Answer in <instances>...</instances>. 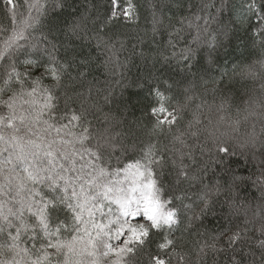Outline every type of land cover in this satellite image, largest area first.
<instances>
[{
    "label": "trees",
    "instance_id": "1",
    "mask_svg": "<svg viewBox=\"0 0 264 264\" xmlns=\"http://www.w3.org/2000/svg\"><path fill=\"white\" fill-rule=\"evenodd\" d=\"M38 2L43 7L39 13L33 9L32 16L39 15L40 22L34 28H27L26 40L20 41L29 56L21 51L13 60L21 72L25 67L22 62L27 58L48 64L51 56L66 67L59 82L50 76H44L41 81L51 91L53 107L43 110L39 122H16L18 132L4 128L5 139L16 135L25 144L28 140L45 148L51 144L57 156L61 155L57 149L67 152L71 158L59 159L58 165H63L69 176H75L74 170L69 171L73 163L77 169L82 163L79 156L72 154L73 149L79 152L95 144L92 139L85 140L83 145L76 142L85 128L92 136L104 133L118 147L123 146L125 151L117 148L112 155L105 154L102 160L95 161L105 170L98 184L114 190L110 199L101 200L103 214L96 212L97 224H106L109 218L115 219L119 214L112 199L120 195V189L131 195V189L140 185L143 177L136 167L128 166L137 161L144 164L151 147L153 156L158 152L165 155L164 173L159 181L164 198L180 197L172 199L180 222L171 237L175 241V254L169 264H232L226 240L237 231L243 238L245 251L251 248L258 253V241L264 240V177L261 175L264 166L259 163L264 160L261 143L264 142V44L257 34L256 17L246 11V0H128L133 6L132 16L107 23L109 0ZM14 3L15 20L9 19L0 8V28L7 30L0 31V50L13 26L24 27L27 5L37 0H14ZM45 38L51 42L47 52L42 45ZM32 44L41 46L32 49L29 47ZM190 51L194 57L189 61L192 65L189 71L182 57ZM5 64L7 60L0 61V88L5 87L2 75ZM237 65L251 68L252 74H234ZM42 72L40 68L32 75L40 76ZM19 87L11 82L8 90L0 92V101L7 100ZM24 87L30 91V82L26 81ZM157 87L163 98L155 95ZM42 95L37 87L35 96L18 98L16 114L27 110L24 99L35 102L32 112H40ZM159 105L175 113L176 120L174 124L162 123V130L154 131L161 120L153 108ZM73 114L82 119L70 123ZM0 115H8L3 103H0ZM49 125L59 128V133ZM61 140L71 143L61 144ZM214 141L235 148L237 155L228 157L226 165L216 163L225 157L214 150ZM241 144L243 148L239 147ZM5 147L0 142V148ZM7 155V152L0 155V162ZM88 159L85 155L84 160ZM181 162L187 166V178L177 179ZM225 167L229 171L225 172ZM7 174L0 172V183ZM233 176L238 179L233 180ZM217 182L220 191L210 192ZM36 191L47 194L43 186H36ZM206 193L211 211L197 218L204 207L200 197ZM0 199L7 198L0 196ZM7 207L15 210L19 205L12 202ZM25 220L32 223L27 212ZM3 223L0 219V224ZM9 230L0 233V244L7 242ZM31 235V232L21 233V247L31 248L36 243L29 239ZM61 238L70 239V233L64 232ZM157 242H161L158 237L137 254L136 264H148L149 253L156 252ZM213 243L225 250L214 258L205 249L207 255L202 259L201 248ZM5 258H9L8 253ZM79 259L72 258L73 264ZM24 260L27 262L29 258ZM51 264H63L62 255L53 258Z\"/></svg>",
    "mask_w": 264,
    "mask_h": 264
},
{
    "label": "snow or ice",
    "instance_id": "2",
    "mask_svg": "<svg viewBox=\"0 0 264 264\" xmlns=\"http://www.w3.org/2000/svg\"><path fill=\"white\" fill-rule=\"evenodd\" d=\"M57 6L63 7V5ZM245 6L246 11L256 17L258 21L257 34L261 37L260 43L264 44V0H246ZM42 7L43 5L39 4L38 0L35 4L27 5L28 12L23 20L24 27L17 29L13 26L11 34L4 41L3 49L0 50V61L7 60L2 73L5 87L0 88V92L8 90L11 82H16L20 86L19 90L14 91L7 100L0 101L8 109L7 116L0 115V142L7 145L5 148H0V155L4 152L8 153L7 157L0 162V172L6 171L8 173L4 177V181L0 183V196L7 198L0 199V219L4 221L3 224H0V233H3L6 228L10 229L7 232V242L0 244V264H51L53 258L61 255L63 264H73L72 258L75 257L80 258L75 264H136L137 254L147 249L157 237L161 242L156 243L155 253H149L148 264H169L171 256L175 254V241L171 237L180 222L179 212L172 204V199H180V197L164 198L163 196L162 183L159 182L166 163L163 153L158 152L153 156L150 147L144 164L141 165L137 161L135 165L128 166L136 167L143 180L138 189H131L133 195H129L127 191L120 189V195L112 199V202L118 205L117 212L119 214L116 215L115 219L109 218L106 224H97L95 222L96 212L101 211L103 214L104 205L101 200L110 199V194L114 190L107 185L98 184V178L105 175V170L95 161L102 160L105 154L112 155L117 148L121 152L125 151L123 146L118 147L117 144L107 139L104 133L92 136L88 128H85L76 138V142L83 145L85 140L92 139L95 140V144L91 148H82V151L79 152L73 149L72 154L79 156L82 163L78 169L73 163V168L69 171L74 170L75 176H69L63 165H58L59 159L71 158L67 152L57 149V152L61 153L60 156H57L51 150V144L47 148L34 140H28L25 144L23 138L16 135H10L7 140L5 139L4 128H12L14 132H18L16 122L20 124L39 122V116L43 114V110L53 107L54 98L51 91L44 88L41 81L44 76H50L59 82L61 73L66 67L55 62L51 56L48 64L27 58L22 62L25 67L24 71L21 72L13 60V57L21 51L29 56L28 49L20 41L26 40L27 28H34L40 22L39 15L32 16V10L36 9L39 13ZM107 7L106 23L115 19L129 18L133 14L131 11L133 6L128 0H109ZM0 8L4 10L9 19L15 20L17 5L14 0H0ZM0 31L7 30L0 28ZM49 43L51 42L47 41V38L42 42L46 52ZM39 46L41 45H29L32 49ZM52 48H55L54 44H52ZM193 57L194 53L191 51L182 57L189 71L192 67L189 61ZM40 68H43L41 75L33 76V71ZM233 73L245 76L251 75L252 70L237 65L233 68ZM26 81L30 82V91L25 90ZM37 87H40V91L43 93L41 111L32 112L31 109L35 106V102L24 99L23 105H27L28 108L25 112L17 115L18 98L35 96ZM167 87L170 88L171 85ZM155 95L163 98L164 94L157 87ZM68 99L70 100L71 97ZM165 111L166 109L162 106L153 108L154 113ZM168 115L172 119L163 122L158 120L154 131L156 129L162 130V123H175V113H168ZM81 119V116L73 114L69 122L72 123ZM49 127L54 128L52 125ZM54 130L57 133L60 131L59 128H54ZM59 143L68 144L71 142L61 140ZM252 143L255 146V141ZM261 143L264 147V142ZM239 147L243 148L244 145L241 144ZM214 150L223 153L225 157V159H217L215 162L218 164L226 165L228 157L237 155L235 148L225 147L224 143L220 141H214ZM208 151L211 152L213 149H208ZM85 155L90 159L85 161ZM259 163L264 166V160H260ZM4 165L11 167L5 168ZM57 166L59 171H57ZM154 168L156 171H153ZM85 169H89V171L86 172ZM224 171L227 172L229 169L225 167ZM60 173L65 174L61 175ZM261 175L264 177V167H261ZM180 177L187 178V166L183 162H181L177 172V179ZM235 179L238 178L233 176V180ZM36 186H43L47 189V194L36 191ZM97 188L101 191H96ZM137 191L139 195H135ZM209 191L219 192V182L213 185ZM207 195L206 193L200 197L204 201V207L200 209L197 218L203 217L211 211L212 204L206 198ZM12 202L18 204L19 207L15 210L12 207H7ZM25 212L31 216L32 223L26 222ZM108 212H112L111 208L108 209ZM85 214H87V219H85ZM130 218L136 220V223H131ZM140 219H144V222L140 223ZM13 220H15V224ZM89 227H91L92 232H89ZM22 232L32 233L29 239L35 240L36 243H33L31 248L21 247L19 241ZM64 232L70 233V239L63 240L61 238ZM85 236L87 239L84 238ZM38 237L44 239L40 240ZM242 240L239 231L233 232L227 237L226 244L232 253L230 257L232 264H264V240L258 241V253L251 248L245 251ZM37 244L39 248H37ZM49 249L54 251L50 252ZM205 249L210 250L214 258L218 253L225 250L218 248L216 243L206 244L201 248L202 259L207 255ZM5 253L9 254V258H5ZM33 256L35 258L31 259ZM24 257H28L29 260L26 262Z\"/></svg>",
    "mask_w": 264,
    "mask_h": 264
},
{
    "label": "rangeland",
    "instance_id": "3",
    "mask_svg": "<svg viewBox=\"0 0 264 264\" xmlns=\"http://www.w3.org/2000/svg\"><path fill=\"white\" fill-rule=\"evenodd\" d=\"M164 107L165 109H166V107L164 106V105H159L158 107ZM157 107V108H158ZM168 113H172L171 111H169L168 109H166V111L165 112H163V113H161V112H156V115H157V117L163 122V121H170L171 119H172V117L171 116H169L168 115ZM137 189H138V187H136ZM131 195H133V193H131ZM135 195H139V192L137 191V193H135ZM144 219H146V218H144ZM144 219H140V223H143L144 222ZM130 222L131 223H136V220H132L131 218H130ZM121 239H123V238H121Z\"/></svg>",
    "mask_w": 264,
    "mask_h": 264
}]
</instances>
